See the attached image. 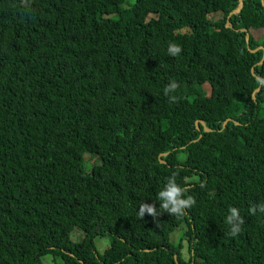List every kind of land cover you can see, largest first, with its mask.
Masks as SVG:
<instances>
[{"label":"trees","instance_id":"1","mask_svg":"<svg viewBox=\"0 0 264 264\" xmlns=\"http://www.w3.org/2000/svg\"><path fill=\"white\" fill-rule=\"evenodd\" d=\"M262 2L0 0V264H264ZM171 172L194 203L137 217Z\"/></svg>","mask_w":264,"mask_h":264},{"label":"clouds","instance_id":"2","mask_svg":"<svg viewBox=\"0 0 264 264\" xmlns=\"http://www.w3.org/2000/svg\"><path fill=\"white\" fill-rule=\"evenodd\" d=\"M25 7L27 3L25 2ZM168 54L176 56L180 53L181 49L178 45L169 44L167 47ZM178 85L176 81L169 80L163 88V94L175 102L176 97L169 95L176 91ZM176 172H171L165 179L159 191L156 193L155 201L158 202V207L152 203L140 202L137 205V217L143 218L145 214L155 218L161 213H168L170 216H181L185 211L194 203L190 195H186V188L182 187L176 182ZM261 215L264 216V201L252 203L248 207V215ZM223 222L228 226V235L236 236L241 232V226L245 223L244 217L241 215L240 209L235 206H229L224 214Z\"/></svg>","mask_w":264,"mask_h":264},{"label":"rangeland","instance_id":"3","mask_svg":"<svg viewBox=\"0 0 264 264\" xmlns=\"http://www.w3.org/2000/svg\"><path fill=\"white\" fill-rule=\"evenodd\" d=\"M221 17V13H215L212 14V18L213 19H219ZM182 32H187L188 29L187 28H183L181 29ZM261 31L255 32V37L257 39H261L262 37H264V33ZM205 91L207 94L210 93V86L208 84H204L203 85ZM97 161V157L91 154H84V164H85V168L89 171V169L91 168V166ZM186 227L185 226H181L179 228H177L171 235H170V239L171 241H173V243H178L179 241H182L184 247H183V252H185V245L186 242L184 240V231H185ZM83 236V233L81 231V229L75 227L72 230L71 233V239L74 241L80 240ZM95 245L97 247V249L102 252L108 245H109V239L107 237H96L94 239ZM41 262L42 264H63L62 260L60 258H54L52 255H45L41 258Z\"/></svg>","mask_w":264,"mask_h":264},{"label":"water","instance_id":"4","mask_svg":"<svg viewBox=\"0 0 264 264\" xmlns=\"http://www.w3.org/2000/svg\"><path fill=\"white\" fill-rule=\"evenodd\" d=\"M242 2H243V0H239V4H238L237 8L233 12H238L240 10V8L242 6ZM261 2H262V0H261Z\"/></svg>","mask_w":264,"mask_h":264}]
</instances>
